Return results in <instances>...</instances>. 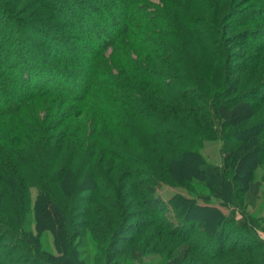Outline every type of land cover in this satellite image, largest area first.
<instances>
[{"label": "trees", "instance_id": "16d2710c", "mask_svg": "<svg viewBox=\"0 0 264 264\" xmlns=\"http://www.w3.org/2000/svg\"><path fill=\"white\" fill-rule=\"evenodd\" d=\"M113 1L26 0L17 9L21 0H0V264H85V235L93 264H135L148 249L166 256L160 264H264V225L246 210L264 186V0L228 22L219 14L235 0H183L168 21L133 19L134 0L99 13ZM74 107L91 129L67 121ZM216 137L226 150L210 165L199 146ZM145 169L198 183L214 204L176 194L168 219ZM129 191L158 217L156 238H180L183 253L147 240L153 222L129 230ZM45 232L56 254L43 250Z\"/></svg>", "mask_w": 264, "mask_h": 264}, {"label": "rangeland", "instance_id": "374dc122", "mask_svg": "<svg viewBox=\"0 0 264 264\" xmlns=\"http://www.w3.org/2000/svg\"><path fill=\"white\" fill-rule=\"evenodd\" d=\"M25 1L26 0H21L20 4L18 5L19 7L17 6V9L20 8L22 6V4L25 3ZM200 1L205 3L206 1L209 2L212 0H200ZM250 1L251 0H235L234 3H232V5H231L232 7L230 6L231 7L230 9H226V11L221 12L222 14H219L220 18L226 20L230 16H234V15H235L234 18H239L245 10L249 9V7H250L249 2ZM178 2L183 3L184 1L183 0H134L135 5H134L133 10H132V12H133L132 17H133V19H137V18L140 19V17L143 18V17H146V16L148 17L149 15H151L150 17L155 18V16H157V17L164 18L165 20L168 21V19H169L168 14H172L169 7H171L173 4L174 5L177 4ZM121 5H122V2L120 0H114L108 8H105L104 6L100 7L99 13L101 12L100 14H106V13H109L110 10H114L115 12H118L121 10ZM204 5H206V4H204ZM190 8H191L190 12L189 11L188 12L193 14V12H195L196 9L194 6H191V5H190ZM154 10L158 11V14L155 13L156 15H153L152 12H154ZM149 13H151V14H149ZM214 14L216 17L218 16V13H214V12L211 13V16L213 17ZM226 22H228V21L226 20ZM169 26L171 27V25H169ZM226 26H228L227 23H226ZM249 26H251V25H243L242 27H240L237 30L235 28H232V30L229 29L230 26L227 28L223 27V31L221 32L220 36H224V38L226 36L232 37L234 34H236L238 32H241V33L244 32V30L250 28ZM253 26H255V25H253ZM149 28H151L153 31H156V29L162 31L166 27H164V24H158L157 28H156V25L151 24ZM256 28L258 29L260 27L256 26ZM143 29H145V28H143ZM65 30H66V32L67 31L70 32L69 29H65ZM137 30L138 29L136 27H132V32H136ZM138 32H140L143 35L145 34V31H143V30H141V31L138 30ZM146 34H148V33H146ZM259 36H261V35H259ZM254 39H255V36H254V38H252V40H254ZM247 48H249V47H247ZM231 50H233V52H235V53L240 52V54L242 52V49H238V48H234V49L231 48ZM108 53H109V50L105 51L104 56H107ZM131 53H132V55L131 54L130 55L134 59L136 57V50L134 53L133 52H131ZM113 71H114V73H120L121 72V70L117 71L116 68H113ZM47 98H49V97H47ZM42 105L43 104H40V107ZM52 106H55V103L52 104ZM77 110H79V108L74 107L72 109V111H70V113H68L70 115L67 117V121L73 122L72 125L80 126V129H84L85 127L91 129V127H92L91 123L92 122L90 121V115L84 114V113L80 114L77 112ZM39 111L41 114L43 113V109H39ZM225 150H224V146H223L220 138H217V137L216 138H207L199 146V151L201 152L203 157L206 159L207 163H209L210 165H221L222 160H223L222 159L223 152ZM144 171L148 172L149 175L148 176L145 175L146 177H142V178H144V180H147L148 182L152 183V186L154 187L155 195L158 196L162 201H165L167 204H169V200L176 194L179 195L180 199H181V197H184L190 201H194L195 200L194 196H196V193L202 194V198L201 197L197 198L198 203L205 204V203L212 202L214 204L213 200L208 201L206 199V196L209 195V192L206 189H203L202 187H200L198 185V183L186 182V183H182V184H171V183H169V181L167 179H165L163 177L160 178V176L158 174H156L155 171H146V169ZM260 176H261V170L259 169L256 172V178H259ZM137 179L138 178H136L135 180H137ZM132 182H134V181L133 180L129 181V183H132ZM239 184H241V183H239ZM36 192L37 191L35 190V188L30 189L29 193H30V197L32 200L34 199ZM132 192H135V191H129L130 195H129V198L127 200V204H129V202H130L129 205H132L131 208L129 207L130 209H128L129 210L128 214H131V215L133 214L132 217L133 216H135V217H133V219H132V222H131L132 227H130L129 230H131V231L134 230V227L138 226L136 224L143 223V222H148V223L153 222V225L148 228V231H147L148 232V235H147L148 239L147 240H150V241L153 240L154 242L159 241L160 246L162 247L163 245H167L168 246L167 249H169L172 246L173 247L177 246V244H178L174 253L176 255L179 252L183 253L185 251V248H187V245L184 242H180V238L172 237V236L165 234V233H161L160 237L157 236V238H156L155 227H156V221H158V217H156V220H154L149 215V213L147 211H143L142 207L139 206L138 203H133L136 201H134L135 194ZM140 195H141V197H144V196H147L148 193H147V191L144 190L140 193ZM243 196L244 195L242 193L236 194V198L239 200H241L243 198ZM246 199H247V197H246ZM179 201L182 202L183 200H179ZM215 205H217L225 214L229 213L230 210L236 211L235 208L232 206H223L220 204H215ZM167 206L169 209L167 212L164 213L165 216L168 219H174L175 209L172 208L170 204ZM246 210L250 214V216H251V218L255 224L260 223V224H262V226L264 225V221L262 222L260 220V218L264 219V186L260 187V193H259L257 199L255 200L254 204H252L250 206H246ZM28 218H29V220H28V223L26 225V228L32 229V227H33L32 218L30 217V215L28 216ZM228 229L230 230L229 232H230L231 236L235 235L236 234L235 232L238 230L237 228L236 229L235 228L230 229L229 227H228ZM261 229L262 228L259 227V229H257V230H258V233L261 236V238L264 239V232ZM122 231L124 232L123 233L124 235L129 236V233L125 232L124 230H122ZM203 233H205V232H203ZM195 238H199V237H195ZM41 241H42L41 244H42L43 250H46L52 254H56L55 249L53 247L52 238H51V235L49 233H46V232L43 233L41 236ZM81 245H82V247H80V250L83 251V253H81V256H83L85 258V264H93V261H94L93 255H94L95 250H94L92 242L87 237V235H85L84 238L82 239ZM120 246H121V244H120ZM135 255L137 258L136 259L137 262H135V264H160L162 258H164L165 260L167 259L166 256L165 257L161 256L160 254H157L156 252H152V250H150V249L144 250V251L137 250Z\"/></svg>", "mask_w": 264, "mask_h": 264}]
</instances>
